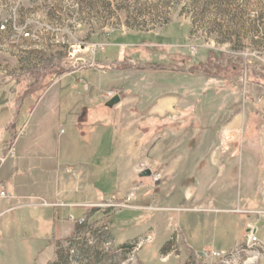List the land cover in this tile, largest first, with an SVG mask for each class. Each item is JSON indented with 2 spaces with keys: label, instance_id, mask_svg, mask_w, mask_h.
Returning a JSON list of instances; mask_svg holds the SVG:
<instances>
[{
  "label": "rangeland",
  "instance_id": "374dc122",
  "mask_svg": "<svg viewBox=\"0 0 264 264\" xmlns=\"http://www.w3.org/2000/svg\"><path fill=\"white\" fill-rule=\"evenodd\" d=\"M97 43L105 46L103 51L93 50L92 44ZM98 58L120 60L112 65ZM114 68L126 69L111 72ZM57 79L66 94L77 87L75 96L100 94L93 102L95 108L82 111L79 119L77 108L58 118L32 119L23 133L28 111L26 105L25 110L21 107L19 97L30 94L27 105L32 106L39 95L50 93ZM114 94L146 97L143 110L159 95L181 98L180 110L186 117L173 125L160 119L153 127L144 121L143 141L152 135L166 147L183 141L173 151L182 158L176 167H169L165 177H172L173 183L196 186L195 193L223 194L216 203L220 210L210 215L215 217V247L228 250L226 256H213L211 252L217 250H203L196 256L198 261L187 258L184 264H264V256L255 255L262 250L246 242L252 224L236 226L245 224L247 216L248 220L252 215L264 219L263 211L247 209L246 200L248 193H253L251 187L264 189V0H0L2 124L10 112L8 101L15 95L16 110L22 109L7 125L12 133L4 147L13 142L14 157L29 136V141L44 146L60 138H76L75 120L88 140L101 125L118 134L113 128L121 126L125 118L119 121L116 115L124 111L134 115L138 108L134 101L107 107L105 102ZM4 136L0 134V150ZM106 137L95 156L79 150L82 165L73 178L83 193L92 192L97 185L86 182V176L98 179L103 168L100 155L108 151L110 143ZM133 168L137 173L152 168L155 184L162 179V167L156 164L150 167L136 162ZM112 183L106 182L105 189ZM134 191L135 185L120 202L106 196L99 204H74L100 212L91 219L81 216L85 222L76 225L75 239L55 243L53 259L41 264H142L138 257L148 258L145 264H182L173 260L180 253L172 246L173 238L158 247L160 237L143 231L141 221H132L133 214L125 208ZM5 194L0 198L10 202ZM32 203L41 205L34 212L51 218L52 209L46 206L50 203L40 198L10 202L0 216ZM168 208L174 211L175 220L176 211L192 215L189 211L193 209L185 205ZM71 212L74 215L68 217L80 218V209ZM263 224L259 222L258 227ZM53 230L52 222L17 226L14 237L0 240V264H35ZM263 233L260 229L258 237Z\"/></svg>",
  "mask_w": 264,
  "mask_h": 264
},
{
  "label": "crops",
  "instance_id": "0c3cea01",
  "mask_svg": "<svg viewBox=\"0 0 264 264\" xmlns=\"http://www.w3.org/2000/svg\"><path fill=\"white\" fill-rule=\"evenodd\" d=\"M98 60H105V62H111L113 65L112 62L116 63L120 59L98 58ZM128 61L130 62L131 59H128ZM130 67L132 68L131 65L129 68ZM119 69L126 68H117L116 70H111V72L119 71ZM60 80L61 79H57L55 83L52 84L50 93L39 95L32 106L27 105L28 98L31 96L30 94L23 98L21 96L19 97V102H22L21 107L25 110L26 105V110L28 111L22 124V127L24 125L23 133L29 129L30 126L28 124L32 119L58 118V116L63 115L66 110L70 112V109L73 108H77L78 111H81L76 117V119H79L83 114L82 111L95 108V100H97L100 94L95 95L94 93L91 95L85 92L82 96H75V92H77L79 87L75 90H70V92L68 91L69 93L66 94L59 86L61 83ZM78 85L79 84H76V86ZM71 86L72 84H69L68 89ZM97 87L98 90L101 89L100 84ZM16 101H18L16 95L11 102L8 101L10 112L6 116V121L3 122V124L0 120V134H5L2 138V148L0 152L4 149V144L9 140V136L12 133L9 134L7 125L9 126L10 123H12L10 120L14 119V115L16 116V113H19L21 109V107L17 106V108H19L16 110ZM131 101L136 103L135 107H137L138 110L135 109L134 115L130 116H128L126 111L116 115V120L121 121L122 117L125 118V120H122L123 124L121 126L118 125L113 128L118 134L111 130L109 132L106 126L101 125V127L92 131L90 140H88L86 139L87 134L78 130L79 127L76 124L77 120H75L74 132L76 138L74 139L60 138V140L44 146V143L29 141V136L26 141L20 144L18 153H16L15 157L13 154L8 158L9 160L7 159L8 161H5L7 164L2 167L4 162L1 165L0 184L8 194L11 200L10 202L40 198L41 201L45 200L50 203L49 206H46L52 209V215L51 218H47L38 212H34L33 210L36 206H41L37 205V203L20 207L14 211H19L20 213L18 214L12 212L11 214L1 215L0 240L1 238L6 239L8 237H14L17 226L23 227L31 223L40 224V222H43L47 224L48 222H52L54 229L53 234L48 237L45 245L46 248L38 252L36 257L37 264L47 263L48 260L53 259L56 240H62L76 235L74 232H76L77 224L68 220V215L72 214L71 210L73 208L80 209L81 213L79 216H85L87 219L93 218L96 213L100 212V209L92 212L93 209L91 208L75 207L74 204H99L101 201H105L104 197L106 196H108L109 199L120 202L126 199L131 188L135 185V191L128 200L130 205L125 209H128L129 212L133 214L132 221H141L143 231H151L153 235L160 237V241L157 244L158 247L162 246V244L167 242L170 238L174 239V244L172 243V246H176L180 250L176 258L173 256L174 262H181L184 264L188 259L198 261L199 258L196 256L203 250L228 251L216 249V240L212 237L216 228L215 224H213L215 217L210 215L211 212L220 210L216 203L222 200L223 194L195 193L196 186H187L177 182L173 183L170 181L172 177H165L169 167H176L179 164L182 157L173 151L176 145L181 144L183 141L172 144L169 147H166L165 144L160 145L153 135L146 142L143 141L144 130L142 124L144 121L150 123L153 127V123L158 124L157 122L160 119L166 118L168 125H173L178 123V118L186 117L184 111L180 110L179 102L182 101V99L176 95H159L148 101L147 108L143 110L141 106H144L146 103V97L140 94H135L130 97L120 96V102L122 104ZM91 106L92 108H90ZM178 114L181 115L178 117ZM232 122L235 123L236 120H232ZM131 128L133 131H131ZM106 135H108V138L110 137V143L108 144V151L100 155L103 158V168L99 176L96 177L98 179L94 181V179H91L88 175V177L86 176V182H92L97 185L94 186L92 192L83 193V190H79L76 185L77 180L73 178V176L76 177L77 175V167H81L82 165L79 161V150L83 149V155L90 153V155L95 156L101 144L103 145ZM130 136L133 137L132 140L129 139ZM249 149L252 150L251 148ZM93 162L96 161L93 160ZM136 162H145L150 165V167L155 164L161 166L162 169L159 174V177H162V179H160L161 181L155 184L157 177L154 176L141 179V171L137 173L133 168ZM251 162H253V160ZM87 166L90 167V169L92 168L90 164H87ZM71 167L74 168L73 173L68 172V168ZM151 169L152 168H150V170ZM106 182L112 183L108 189H105ZM255 186L251 187L253 193H248L246 197L247 204L249 205L247 209L255 212H264V189H260L259 186L256 188ZM139 187H141L142 190H139ZM83 195H85L84 200L77 201L79 197ZM101 196L103 197L101 198ZM39 201L40 200H38V202ZM10 202L8 198H0V212H2ZM178 205H185L189 208L192 207L193 209L189 211L192 215H183L182 212L176 211L178 216L175 220L172 215L174 211H170L168 207H175ZM182 215L185 217L182 218ZM248 218H250V216H247L245 224L238 223L236 226H242L243 228L244 225L252 224V226L257 228L258 232L260 229L264 230V224L258 227L259 222H264L262 217L258 218L252 215L251 220H248ZM160 221L163 222L162 225H160ZM124 222H126V220ZM207 233H210V238L207 237ZM191 235L193 236L190 237ZM258 240L264 245V233L262 236L258 237ZM167 256L169 259L170 252H168ZM138 258V261L142 264H145V259H148L145 257ZM208 260H212V258Z\"/></svg>",
  "mask_w": 264,
  "mask_h": 264
},
{
  "label": "built area",
  "instance_id": "2783aa9c",
  "mask_svg": "<svg viewBox=\"0 0 264 264\" xmlns=\"http://www.w3.org/2000/svg\"><path fill=\"white\" fill-rule=\"evenodd\" d=\"M1 28H4V26L2 25ZM92 48L94 51L99 52V51H103L105 46L102 43H100V44L97 43V44H92ZM12 143L13 142L6 145L4 147V149L2 150V152L0 153V165L6 160V158L11 157L13 155V144ZM5 193H6L5 190H3V189L0 190V196L1 197H5L6 196ZM235 211H239V210H235ZM68 219L71 221L77 222V224H83L85 222L84 217H80V218L76 219L72 216H69ZM257 233H258V230L255 226L248 227L247 228V234H246V242L248 245H250V247L256 245L258 248H260L262 250L261 252H256V254H255L256 256H264V245H262L259 242ZM211 254L213 256H217V257L222 258V257L226 256L227 253H225L224 251H212Z\"/></svg>",
  "mask_w": 264,
  "mask_h": 264
},
{
  "label": "water",
  "instance_id": "95a60500",
  "mask_svg": "<svg viewBox=\"0 0 264 264\" xmlns=\"http://www.w3.org/2000/svg\"><path fill=\"white\" fill-rule=\"evenodd\" d=\"M120 101V96L118 94H114L112 97H110L106 102L105 105L107 107H113ZM152 172L149 168H146L141 171L140 176H151Z\"/></svg>",
  "mask_w": 264,
  "mask_h": 264
},
{
  "label": "trees",
  "instance_id": "16d2710c",
  "mask_svg": "<svg viewBox=\"0 0 264 264\" xmlns=\"http://www.w3.org/2000/svg\"><path fill=\"white\" fill-rule=\"evenodd\" d=\"M26 95H27V94H24V95H22L21 97L23 98V97L26 96ZM76 224H77V223H76ZM78 225H82V224H78ZM77 232H78V231H76V232H74V233L77 234ZM74 237H75V236L72 235L71 237L67 238V240H68V241H72L73 239H75ZM61 241H62V240H56V242H55L56 245H59Z\"/></svg>",
  "mask_w": 264,
  "mask_h": 264
}]
</instances>
